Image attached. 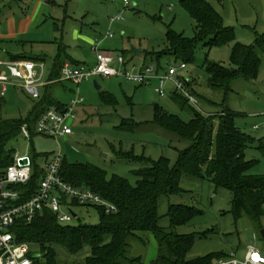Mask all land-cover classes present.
Instances as JSON below:
<instances>
[{"label": "rangeland", "instance_id": "1", "mask_svg": "<svg viewBox=\"0 0 264 264\" xmlns=\"http://www.w3.org/2000/svg\"><path fill=\"white\" fill-rule=\"evenodd\" d=\"M180 1L130 0L126 5L124 0H58L61 5L58 11L60 29H57L58 32L54 35L55 26L51 24L46 30L45 38L54 40V36H57L58 40L67 46L66 52L70 58L81 62L83 70L95 66L94 47L99 41L100 49L111 53H129L132 47L140 49V55L127 56H131L132 61L139 67L147 62L160 67L164 72L170 65L177 67L181 62H176L175 58L164 57L158 66L157 55L154 54V60H146V54L165 47L169 30L183 34L188 39L195 37L196 22L181 6ZM208 1L222 16L224 26L233 31L234 40L212 48H207L203 42H199L195 48L194 61L187 62V68L179 71L178 76L186 80L195 78L191 81L193 88L196 87L202 97L213 102H205L203 110L206 112L221 111L227 107L238 113L236 124L256 140L245 150L246 161L255 162L249 173L264 175V145L260 142V139H263L264 143V131L253 130L254 124L264 121V54H261L258 78L234 80L226 100L221 91H211L208 88L207 73L204 69L206 59L230 66L236 42L251 46L264 34V0ZM18 2L19 0H10L7 7L18 6ZM8 8L4 7V12ZM120 15L122 18L119 20H112ZM110 33L113 36L106 37ZM58 47V44H51L49 49H44L50 56L47 63H44V68L37 63L36 71L41 83L49 79ZM0 57L4 58V55ZM95 80L100 89L96 88ZM15 83L20 85L22 81L12 79V84ZM156 85V81L151 85H139L117 77H90L82 82L79 91L78 87L68 81L56 84L52 93L58 101L68 105L78 94L84 98V102L76 108L77 118L73 125V135L55 140L36 133L29 141L18 134L10 142V149L19 155L29 152L33 163L40 168L61 149L63 159L69 164H92L103 169L108 179L120 176L136 185L138 177L135 172L142 167V163L121 157V152H133L135 156L154 161L166 158L174 166L179 159V150L188 145L175 133L168 132L154 123L155 104L184 121L193 117V111L182 108L180 103L173 99V86L170 83L167 85L169 92L164 97L155 92ZM106 91L116 97V105L103 102L102 94ZM37 101L21 89L9 85L5 97L0 99V124L8 120L28 118ZM196 108L201 109L202 106ZM180 186L184 190L182 193L159 199L158 210L160 225L166 228L170 226L167 214L172 204L191 206L201 211L190 222L175 228L179 234L194 236L189 259L222 254L232 257L235 254L237 259L243 261L249 246L258 250L264 249V238L262 234L257 233L250 218L236 220L232 212L231 191L218 188L207 179L190 175L182 176ZM74 209L79 217L71 221L72 225L100 223L101 217L95 207L75 206ZM139 235L142 240L130 241L129 256L133 259L141 258L140 264H148L151 258L155 259L157 256L158 243L151 232H141ZM58 250L60 264H85V258L90 254L89 247H85L76 255H71L62 247ZM217 262L215 258L212 264Z\"/></svg>", "mask_w": 264, "mask_h": 264}, {"label": "trees", "instance_id": "2", "mask_svg": "<svg viewBox=\"0 0 264 264\" xmlns=\"http://www.w3.org/2000/svg\"><path fill=\"white\" fill-rule=\"evenodd\" d=\"M180 4L196 22L195 37L188 39L183 34L169 30L165 47L160 51L146 54V60L148 58L154 60L153 56L156 54L159 59L156 60L158 66L164 57L175 58L176 62L194 61L195 48L199 42H203L207 48H212L234 40L233 31L224 26L222 16L211 2L181 0ZM122 53L125 56L133 55L132 51ZM66 54V47L62 46L54 60L49 82L44 85L42 96L28 118L8 120L0 124L2 166H8L13 161L15 150L10 149L9 145L18 134H21L24 123L33 126L38 117L49 108L62 111L67 108V104L58 101L52 93L54 85L64 83L59 79L64 60L68 57ZM261 54H264V34L251 46L236 42L230 66L206 59L204 69L207 73L208 88L211 91H221L226 100L234 80L258 78ZM12 58L22 59L20 56ZM191 81V79L186 81V84L197 97L201 109H197L183 95L172 93L173 99L180 103L182 108L193 111V117L189 121H184L155 104L154 123L168 132L175 133L188 143L184 149L179 150V159L174 166L166 158L154 161L135 156L133 152H121V157L142 163V167L135 172L138 177L137 183L132 185L128 179L120 176L108 179L107 173L95 165L69 164L63 159L60 175L67 182L99 193L115 203L118 211L106 213L95 207L101 217L97 225L63 224L49 209H45L31 222L17 221L12 228L16 241L29 243L33 252L39 254L38 257L32 258L33 264H60L59 247L66 249L71 255H76L85 247H89L90 254L86 256L85 264H140L141 258H131L129 250L131 239L142 240L139 235L141 232L153 233L158 243L157 256L148 264H212L215 258L217 260L229 258L230 256L223 254L188 258L194 244V236L179 234L175 228L190 222L194 216L201 213L195 207L170 205L167 214L170 226L166 228L160 225L159 199L182 193L184 190L180 183L183 175L207 179L218 188L231 191L232 212L236 220L250 218L255 230L261 234L264 219V175L249 173L255 162L245 159L246 148L256 140L236 124L238 113L235 111L227 107L221 111L203 110L205 102L210 104L213 102L202 97L193 88ZM102 100L107 105L117 103L116 97L109 91L102 94ZM260 142L264 145L263 139H260ZM43 173V168L33 163L29 182L16 187L22 192V201L35 193Z\"/></svg>", "mask_w": 264, "mask_h": 264}, {"label": "built area", "instance_id": "3", "mask_svg": "<svg viewBox=\"0 0 264 264\" xmlns=\"http://www.w3.org/2000/svg\"><path fill=\"white\" fill-rule=\"evenodd\" d=\"M130 0H124L126 5ZM121 17H114L117 21ZM110 33L106 37H112ZM96 64L88 70H83L65 63L61 70L60 81H71L76 87L90 77H117L135 82L139 85H151L157 82L155 92L164 97L169 92L167 85L173 86L172 93L186 97L191 104L199 107L197 97L186 84V79L178 76L179 71L187 68L185 62L179 66L170 65L164 72L160 67L143 63L139 67L132 58L123 53H111L100 49V42L94 47ZM43 67V63L40 64ZM37 63L32 60L4 61L0 59V99L5 97L9 85L21 89L27 96L38 100L42 96V87L36 71ZM161 70V71H160ZM12 79H20L22 84H12ZM84 102L79 94L67 105L65 110L49 108L44 111L31 126L24 123L21 135L31 141L38 133L55 140L69 137L74 133L77 105ZM253 130L264 131V121L253 125ZM63 161L61 149L53 154L46 163V168L35 193L22 201V192L16 187L27 184L33 172V161L30 153L13 154V161L8 166L0 164V264H33L32 247L29 243L18 242L12 232L13 226L19 220L31 222L45 209L56 214L63 224H69L79 216L75 206L99 207L106 213L118 211V206L104 198L99 193L78 187L67 182L61 175ZM76 214V216H75ZM217 264H264V256L254 246H249L245 259L239 260L234 256L218 260Z\"/></svg>", "mask_w": 264, "mask_h": 264}, {"label": "crops", "instance_id": "4", "mask_svg": "<svg viewBox=\"0 0 264 264\" xmlns=\"http://www.w3.org/2000/svg\"><path fill=\"white\" fill-rule=\"evenodd\" d=\"M8 2L10 3V0H0V12L3 14V20H0V55H4V58L0 57L1 60L15 61L25 59L40 64L43 63L44 65L50 58L44 49H49L48 46H51V44H58V52L62 46L66 47L67 50V46L61 43L57 36H54V40H47L45 38L47 37L45 36L46 30L49 26H52L51 24L55 26L54 35L57 34V29H60L58 26L60 20L58 11L61 5L58 3V0H19L18 6L9 8L7 7ZM4 7L8 8V10L5 9V12L3 10ZM6 25L8 26L6 27ZM10 43H16V45L11 46L12 44ZM66 55L68 57L65 59L64 64L70 63L74 67L83 69L81 62L70 58L69 54ZM12 56H20L22 59H13ZM193 79L195 78L192 77L191 80ZM48 82H45L43 87ZM68 82L73 84L71 81ZM43 87L42 91H44ZM194 88L196 90V87ZM45 168L46 165L43 167V171H45ZM262 224L264 223L262 222ZM257 233L258 237L259 233ZM259 251L264 256V249ZM153 259L151 258L150 260L152 261Z\"/></svg>", "mask_w": 264, "mask_h": 264}, {"label": "water", "instance_id": "5", "mask_svg": "<svg viewBox=\"0 0 264 264\" xmlns=\"http://www.w3.org/2000/svg\"><path fill=\"white\" fill-rule=\"evenodd\" d=\"M131 51H132V53H133L134 55H140V54H141V50H140V49H137V48H135V47H132ZM94 83H95L96 88H97V89H100V85H98V83H97L96 80L94 81ZM75 216H76V214H75ZM261 234H262V236H263V238H264V229L261 230ZM38 256H39V254L34 253V252L31 254V257H32V258H35V257H38Z\"/></svg>", "mask_w": 264, "mask_h": 264}]
</instances>
